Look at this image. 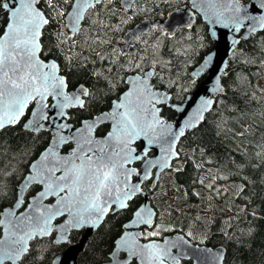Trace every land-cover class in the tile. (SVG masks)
<instances>
[{
	"label": "snow or ice",
	"instance_id": "snow-or-ice-1",
	"mask_svg": "<svg viewBox=\"0 0 264 264\" xmlns=\"http://www.w3.org/2000/svg\"><path fill=\"white\" fill-rule=\"evenodd\" d=\"M115 2L0 0V13L4 14V27L0 29V133L15 128L22 120L25 121L22 128L33 134L46 126L50 129L48 145L28 165L19 181L15 179L16 172L0 167V199L7 202L3 195L6 187L12 194L10 205L0 206V264H25L26 259L38 255L33 241L39 242L54 230L59 233L56 243H68L71 230L96 228L110 212L129 209L143 192L142 183L153 179V169L177 176L184 172L182 152L177 145L188 131L205 122L206 114L213 112L214 106L219 121L216 124L218 135L231 132L234 138L242 141L255 135L251 124H238L239 131L224 127L228 120L219 111L221 103L232 114L244 110L235 107V102L233 106L226 103L228 92L233 89L221 78L226 72L213 71L216 53L209 52L191 77L195 85L197 77L210 73L208 82L212 86L205 89V95H198L193 101L195 111L187 115L185 107L173 101L163 83L160 69L166 67V63L149 58L150 55L155 57L156 46H152L151 54L148 48H144L143 55L128 56V49L135 47L133 41L141 40L143 29L134 31L120 50L98 51V47L112 43L99 33L105 29L118 32L120 25L128 20L123 19L111 28L101 19H92L98 15V11L92 10L97 6L103 9ZM134 3L135 0H122L124 11L132 9ZM191 7L207 18L209 41L214 37L219 40L217 33L224 34V30L232 33L264 31V0H192ZM93 26L97 27L95 38H91L90 32L85 33L86 27L91 30ZM187 26L191 27L190 20ZM157 27L151 25L152 29ZM159 30L163 32L162 28ZM163 34L168 35L167 32ZM85 35L89 38L84 44L95 54L92 63H98L99 67L89 71L91 83L73 85L70 80L73 63L87 67L82 62L87 57L73 52L74 48L80 47L78 38ZM232 43L239 41L233 40ZM221 67L226 68V65ZM121 69L123 76L118 75ZM101 81L109 91L117 87V82H122L125 88L107 111L82 120L80 127H74L70 122V110L85 109L96 98L97 85ZM234 84V94L239 96L241 103L259 104L264 100V95L258 97L255 91L247 90L252 82L246 77L238 76ZM165 108L184 114L181 125L174 126L163 118L161 113ZM105 123L110 124L111 130L105 136L97 137L96 129ZM154 147L159 149V155L150 158ZM253 148L254 156L264 159V135L253 143ZM2 149L0 137V155L4 154ZM18 151L24 152L25 149ZM193 151L201 155L204 152L201 148ZM236 155L240 157L239 161L235 156L231 158L236 175H242L245 167L255 166L243 148L238 147ZM187 161L195 168L203 167L195 164L192 157ZM138 162H142V167L133 166ZM227 179L229 177L222 174L210 176L206 187L222 195L224 190L215 188V183ZM196 182L205 185L203 179ZM249 182L243 178L238 195L245 192ZM251 214L256 215L255 212ZM61 218L64 222L54 228V222ZM154 218L158 220V214L146 204L133 212L131 224L125 227L141 231L122 234L117 251L112 253L113 264H123L119 256L121 251L126 254L127 264H133V261L139 264H180L186 253L173 254L172 250L184 248L189 241L184 236H177L158 242L155 238L164 229ZM148 228L152 231H147ZM187 236L193 237V233L188 232ZM141 239L147 242L141 243ZM198 251L203 255L197 259L203 261L210 257L213 264L224 262L223 249ZM40 260L42 264L43 257Z\"/></svg>",
	"mask_w": 264,
	"mask_h": 264
},
{
	"label": "trees",
	"instance_id": "trees-1",
	"mask_svg": "<svg viewBox=\"0 0 264 264\" xmlns=\"http://www.w3.org/2000/svg\"><path fill=\"white\" fill-rule=\"evenodd\" d=\"M189 0H138L128 11H124L120 0L115 3L108 4L103 9L97 6L98 15L92 16V19H101L105 24L114 28L121 20L127 19L126 24H121V30L118 32L105 29L99 35L102 38H107L112 41L111 45L100 46L98 51H104L109 48L121 49L124 34L133 27L137 22L144 18H165L168 13L178 7L184 6ZM116 13L111 15L110 11ZM91 15V12L89 13ZM4 27V14L0 13V29ZM151 29L148 33L141 36L140 41H133L134 48L128 49V56H134L137 53L143 55V49L148 48L149 54L152 53V46L155 45V58L166 63V67L160 69V74L164 77L163 83L167 90L172 93L173 101L183 102L187 94L193 92L203 81L205 75L196 79L195 85L191 80V70L196 67L207 55L211 52L215 43L208 39V27L198 18L197 22L187 28L179 29L176 34L164 35L159 29ZM66 31V30H65ZM91 38L97 35V27L93 26L91 30L85 28V33H89ZM106 33V35H105ZM47 38V37H46ZM89 36L85 35L78 38L80 43L79 48H74V53H79L82 57H87V60L82 61L87 64L86 68L78 67L74 62L70 73V80L73 85L79 83L89 84L92 82V77L88 74L94 67H99V64H93L92 61L95 54L92 53L84 44V40ZM146 41V43H144ZM71 43V41H69ZM79 58V57H78ZM125 62L126 58L122 57ZM145 62V67H147ZM226 75L223 77L225 85L235 89L234 81L238 76L246 77L252 82V85L247 88L248 91H255L257 96H262L261 90H264V31L253 34L249 40H243L234 53L229 58ZM118 75H125L123 70H119ZM125 88L122 82H117V87L109 91L101 81L97 85L96 98L91 101L85 109H77L74 112V121L82 117H87L92 112L109 105L115 95H119ZM228 92L226 103L229 106L243 109L244 112L232 114L224 103L219 106V111L224 114L228 123L225 128H232L239 131L238 124L252 125L253 136H247L243 141L239 138H234L231 132H221L217 134L216 124L219 122L215 115L216 108L213 112L206 115L205 122L198 128L188 131L183 138L181 144L182 162L181 166L185 169L178 176L175 173L165 172L161 187L170 180L172 186L180 185L184 188L187 197L184 198L185 205L180 201L173 200L167 202V208H163L158 200V192H150L153 203L159 210L160 215L163 214L164 219L161 220L163 226H172L173 230H184L177 227L182 224L184 227L189 226L192 222L197 223L202 221V218L195 217L186 211V208L197 209L201 213H209L210 218H205L204 223H209L214 229L209 231L207 238L204 241L191 239L196 243L206 245H225L227 247V255L225 264H264V159L254 156L253 143L258 142L261 135H264V100L259 104L241 103L238 95L234 91ZM103 93V95H101ZM162 114L167 119L175 117V111L170 108H165ZM230 117V119H229ZM238 121V123H237ZM22 122L16 125L15 128H7L3 133H0L3 143V155H0V167L11 169L17 173L15 179L19 181L27 172L28 165L33 162L42 150L48 145L49 133L41 131L31 133L22 128ZM30 145V148L27 147ZM239 148H243L250 155L252 165L245 167L242 175H236L233 170L231 158L239 161L240 157L236 155ZM201 148L204 150L203 155L199 152H194L193 149ZM25 149L24 152L18 151ZM259 150V149H255ZM15 157V158H12ZM188 157H192L195 164H202L203 167L195 168L193 163L187 161ZM11 158V159H10ZM210 161V163H209ZM184 162V163H183ZM217 174L226 175L234 189L238 190L236 182L243 183V178H247L250 182L244 193L236 195V202L244 205L242 210L236 209V203L233 204L235 215L225 221V211L220 208V203L209 195L202 194L208 192L205 185H200L198 180L203 179L205 184L209 181L210 176ZM220 182L224 180H219ZM192 193H199L198 196ZM167 193H165L166 195ZM4 196L7 197V202L0 199V206L7 207L12 200V194L6 187ZM223 200H220L222 202ZM140 201L135 199V203L129 209L119 211L115 214H110L89 239L86 250L80 254L79 264H104L109 260V255L113 251L116 239L123 231V225L131 219L133 212L136 210ZM248 205L246 208L245 205ZM174 207V208H173ZM176 210L178 215L176 219L170 222V217L173 215L172 210ZM255 212L253 216L251 213ZM198 227V225H197ZM148 231V230H147ZM72 242L80 239V231H73L71 234ZM37 256L26 259L25 264H41L40 257H43L42 264H52L54 258L65 251L69 244H60L54 241V237H45L39 242L33 241ZM133 264H138L133 261ZM181 264H193L190 260H183Z\"/></svg>",
	"mask_w": 264,
	"mask_h": 264
},
{
	"label": "water",
	"instance_id": "water-1",
	"mask_svg": "<svg viewBox=\"0 0 264 264\" xmlns=\"http://www.w3.org/2000/svg\"><path fill=\"white\" fill-rule=\"evenodd\" d=\"M137 1L138 0H135V3ZM120 2H121V5H122V0H120ZM191 3H192V0H189L188 3L185 6L173 9L172 11L169 12V14L165 18H144V19L140 20L139 22H137L133 27H131L124 34V36H123L124 43L122 44V46L126 45L128 37H130V35L134 31H136L138 28L139 29H143V32H142V35H143L145 33H148L152 29L151 28L152 24H156L157 26H161L170 35H174V34H176V32L179 29L187 28L188 27L187 23H188L189 20L191 21V26H193L197 22L198 17H200L202 19V21L209 28V24H208L207 18L204 16V14L202 12L198 11L197 9L192 8L191 7ZM216 27H219V26H216ZM259 32H262V31L261 30H257L254 33H248L247 31L242 30L241 33H232L229 30H224V34H221V33L218 32L217 35L220 36V39L217 40L215 37L212 39L213 42L215 43V47H214V49L211 52L216 53V62L214 64L213 71L226 72L227 67H228L229 58L231 57L233 52L236 50L238 45L243 40L247 41V40L250 39V37L253 34H256V33H259ZM225 36L227 37L226 39H225ZM233 40H238L239 43H232ZM122 46H121V48H122ZM202 63H203V60L196 67H194L191 70V75L192 76L194 75V73L196 71H198V69H199V67H200V65ZM222 65H226V68L221 67ZM202 75H205V78L203 79V81L200 83V85L193 92L189 93L186 96V98L184 99L183 102H175L174 101L176 104L181 105L182 107H185V113H187V115H191V112L195 111V107L193 106V101L197 100L198 95L199 96L205 95V89L206 88H210L212 86L208 82L210 73L201 74L199 77H201ZM199 77H197V78H199ZM223 77H224V75L221 76L222 79H223ZM170 94L172 95V93H170ZM175 112H176V116L173 119H170V120H167V118L165 116H163L162 114L161 115L170 124H172L174 126H179V125H181V122L184 119V114H182V113H180L178 111H175ZM97 115H99V114H97ZM97 115H95V116H97ZM91 118H88V119H91ZM88 119H85V120H88ZM21 122H22V124L25 123L24 120H22ZM80 126H78V127H80ZM74 127H77V126L74 125ZM42 130L50 131V129H48L47 126L44 129H41L40 131H42ZM190 131H192V130H190ZM95 135H96V132H95ZM184 137H182L180 139V141H179V143L177 145L178 148H179V146H180V144L182 142V139ZM152 151L154 152V154L151 155L150 158H155L156 156L159 155V149L157 147H154L152 149ZM141 167H142V165H141ZM153 172H154L155 175L153 177V181H152V184H151V189L155 190L158 187L159 182H160L161 177H162V174L164 172H160L159 169H153ZM145 182L146 181H144L142 183V185H141L142 189H143V184ZM138 196H142L143 197V201L141 202V204L138 207L146 204L148 207H151L153 209V211H155L159 215L158 209L155 207V205H154V203H153V201L151 199V196H150V194L147 191H145L143 189V192L141 194H139ZM119 211H123V210H117L115 213H117ZM115 213L110 212L108 215L115 214ZM108 215L104 218V220L96 228L83 227V228H80L78 230H71L70 235H69L70 242H68V243H60V244H70V245L68 246V248L65 251H63L62 253L58 254L54 258L52 264H79L80 254L83 253L86 250L88 242H89V239L101 227V225L104 223V221L106 220ZM132 219H133V215H132L131 219L128 220L123 225V231H122L121 235L115 241V246H114L113 251L109 255V260L106 261L104 264H113V261H112V258H111L112 257V253L114 251H117L118 241L120 240V238H121V236H122V234L124 232H126V231L139 232V231H141V229H139V228H134L133 229V228H126L125 227L126 225H130L131 224ZM154 220H155V218H154ZM63 222H64L63 218H61V219H59V220L54 222L53 227L55 228L56 224H62ZM155 222L157 223V220H155ZM148 229L151 230V228H148ZM81 230H84V233H83L81 239L79 241L72 242V239H71L72 232L73 231H81ZM58 235H59V233L54 230L47 237L53 236L54 237V241H56ZM177 236H184V238L189 241V244L185 245L184 248H182V249L181 248H176V249L172 250L173 254H179L180 252H185L186 253L184 258L181 259L180 264L182 263L183 260H190V261L193 262V264H213V262L211 261L210 257H208L207 259H204L203 261L196 258L198 256H202L203 255L200 251H198L200 249H208V250H211V252H216L218 250L223 249L225 251V258H224L223 264H225V259H226V255H227V247L225 245L212 246V245H206V244H201V243H195L191 239H189L187 237V235L185 233H183L182 231H172V232L164 234L161 237H156L155 239L158 242H163V240H165V239H175ZM140 242L141 243H145L147 241L141 239ZM194 250H197V251L194 252ZM119 256H120L121 261L123 262V264H127V261L125 259L126 254L121 251V252H119ZM137 263L139 264L138 261H137Z\"/></svg>",
	"mask_w": 264,
	"mask_h": 264
},
{
	"label": "rangeland",
	"instance_id": "rangeland-1",
	"mask_svg": "<svg viewBox=\"0 0 264 264\" xmlns=\"http://www.w3.org/2000/svg\"><path fill=\"white\" fill-rule=\"evenodd\" d=\"M171 178H172V175H170V180L167 183H165V185H163L157 191L158 192V195H157L158 200H159L160 204L162 206H164L163 208H167V206H165V205H167L166 199L168 201L177 200V201H180L183 205H185L184 198H188L187 194H186V192L182 186H180V185H176L175 187L172 186ZM208 183L209 182H207L206 185ZM241 184H242L241 182H236L237 187ZM224 186H225V189L227 188L229 190L227 192V195L223 196V195L219 194L218 197L215 199H217V202L220 203L219 204L220 208L225 211L226 214H225L224 220L227 221L229 219V217L235 213L234 209L231 208L234 203H236L238 210H242L244 208V205H241V204L236 202V200H235L236 195H237L236 189H234L229 184H225ZM165 193H167V194L165 195ZM220 199H223V201L220 202L219 201ZM170 210H172V209H170ZM186 211L190 214H194L195 217L202 218V221H198L197 223L192 222L187 227H184L182 224H178L177 227L180 229H183L186 235L188 232H192L194 238L190 237L191 239H194L197 241H204L207 238L208 232L214 229V227L210 226L209 223H204L205 218H210L211 215L209 213H205V212L201 213L197 209L186 208ZM172 213H173V215L170 217V222L174 221L178 215V212L176 210H172ZM163 219H164V216H163V214H161L158 224L161 226L162 229H164V231L161 232V235L159 237L163 236L166 233L174 231L172 226H163L161 224V220H163ZM197 225H198V227H197ZM150 231H152V229Z\"/></svg>",
	"mask_w": 264,
	"mask_h": 264
},
{
	"label": "flooded vegetation",
	"instance_id": "flooded-vegetation-1",
	"mask_svg": "<svg viewBox=\"0 0 264 264\" xmlns=\"http://www.w3.org/2000/svg\"><path fill=\"white\" fill-rule=\"evenodd\" d=\"M85 84V83H84ZM121 94V93H120ZM119 94V95H120ZM119 95H115V97L111 100V102L109 103V105L108 106H106V107H104V108H102V109H100L99 111H95V112H92V114L90 115V116H87V117H82V118H80L79 120H75L74 121V112L77 110V109H73V110H70V122H72L75 126H80V121H82V120H85V119H88V118H91V117H93V116H95V115H97V114H100L102 111H107L109 108H110V105H111V103H112V101H114ZM162 114V113H161ZM163 115V114H162ZM164 116V115H163ZM168 120H170V119H168ZM111 129H110V124L109 123H105V124H103V125H101V126H99L97 129H96V136L97 137H103V136H105L109 131H110ZM42 131H45V132H48L49 133V135H50V131H46V130H42ZM41 132V131H40ZM48 142H49V140H48ZM181 147H182V144H180V146H179V148H180V150H181ZM154 154V152L152 151V155ZM184 163V162H183ZM141 165H142V162H138L137 164H134L133 166L134 167H141ZM163 175H164V173H163ZM163 175H162V178H161V181L159 182V185H158V187L155 189V190H152L151 189V184H152V181H153V179L152 180H148V181H146L144 184H143V189L145 190V191H147L149 194H150V192L152 193V192H155V191H158V189H160V187H161V184H162V181H163ZM135 179V178H134ZM208 182H210V181H208ZM225 184H228V182H226L225 180L224 181H222V182H220L219 180L215 183V188H219V189H222V190H224L223 191V196H225L226 194H227V192H228V189L226 188L225 189ZM205 186H206V184H205ZM208 189V188H207ZM210 192H208L209 194H210V197H212V198H216V197H218V193L215 191V190H213V189H208ZM204 192H202V194H203ZM136 199L137 200H139L140 201V204H141V202L143 201V197L142 196H137L136 197ZM139 204V205H140ZM138 205V206H139ZM83 233H84V230H81L80 231V239H81V237H82V235H83ZM79 239V240H80ZM79 240H77V241H79ZM88 246V245H87ZM108 261V260H107Z\"/></svg>",
	"mask_w": 264,
	"mask_h": 264
}]
</instances>
